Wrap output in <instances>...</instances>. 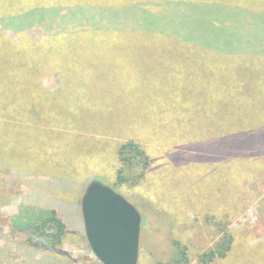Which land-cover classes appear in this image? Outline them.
I'll return each instance as SVG.
<instances>
[{
	"label": "trees",
	"instance_id": "obj_1",
	"mask_svg": "<svg viewBox=\"0 0 264 264\" xmlns=\"http://www.w3.org/2000/svg\"><path fill=\"white\" fill-rule=\"evenodd\" d=\"M64 8L71 9L62 12ZM34 25L46 30L39 38L27 34ZM56 27L61 32L50 33ZM165 38L179 39L180 44L231 59L245 53L242 65L246 69L264 71V51L250 53L247 46L236 52V43L241 40L264 39V0H0V168L17 173L34 171L49 178L33 180V192L23 196L24 203L31 204L33 210L14 217L12 232L17 240L12 239L9 248L13 247L16 260L24 264H75L63 243L78 240L83 224L68 218L63 202L70 194L79 195L74 203L79 215L81 191L76 188L85 172L96 169L89 161L97 159L93 160L84 139L74 134L80 130L91 134L95 126H111L120 136L115 164L119 183L138 185L148 171L161 168L150 167L144 149L145 142L158 139L166 146L181 145L168 153L182 171L193 169V179H229L236 190L232 204L242 207L248 198L258 196L255 175L264 170V74L259 84L246 85L242 101L222 105L232 116L229 121L213 124L207 117L211 113H204L203 105L219 103L216 96H224L225 91L218 88L210 68L196 70L197 81L191 82L197 92L204 91L203 98L196 96V103L183 95L180 88L190 81L176 68L154 79L136 66L135 61L143 60L149 46ZM206 62L210 63L209 59ZM54 75L61 83L56 91L44 84L46 76ZM65 87L80 88L87 95L82 101L76 99V105L70 108V113L76 109L81 124L76 123L74 115L57 111ZM126 98L127 106L123 107ZM133 106L147 108L150 115L183 112L181 116H194L200 121L192 123L194 135H185L188 127L179 130L173 122L159 123L148 128L150 131L134 130L127 123L132 119L141 121ZM195 107L197 113L192 112ZM122 123L125 126L113 130ZM41 126L60 127L66 136V157H62L61 150L48 151L51 141L53 145L56 141ZM166 129L177 132V136L164 139L167 132L161 131ZM9 146L8 155L1 154ZM60 160L75 165V172L54 181L51 174L54 169L60 173ZM243 192L247 196L243 197ZM32 205L40 206L39 212ZM180 220L190 230L188 222L183 217ZM232 239L231 231L224 232L214 247L200 253L199 261L207 264L226 256ZM185 242L174 239L177 255L173 262L156 264H189L191 250Z\"/></svg>",
	"mask_w": 264,
	"mask_h": 264
},
{
	"label": "rangeland",
	"instance_id": "obj_2",
	"mask_svg": "<svg viewBox=\"0 0 264 264\" xmlns=\"http://www.w3.org/2000/svg\"><path fill=\"white\" fill-rule=\"evenodd\" d=\"M70 9L64 8L62 12ZM45 32V28L41 25H34L27 30V34L34 38H39ZM60 32L59 27L50 30V33ZM9 34L12 36L11 31H9ZM247 46L250 47V53L264 51V39L256 38L250 42L241 40L236 43V52H242L241 48L244 50L247 49ZM238 54L232 59L223 55L216 56L209 50L202 52L199 48L180 44L179 39L170 40L165 38L161 39L158 44L149 46L143 60L141 59L142 61L139 62L140 59H138L135 64L149 75L154 76V79H158L161 74L165 75L167 71L171 73L176 68L178 72H181V75L185 74L190 81L189 84L185 83L183 88H180L183 95L188 96L196 103L198 102L196 96L199 97L200 95L203 98L204 91L197 92L192 83L197 81V71L201 67L210 68L212 74L216 77L218 88H224L225 91L224 96H216L219 103L211 106L203 105L204 113H211V116H207L209 117L208 121L214 124L216 121H229L232 116L225 113V108L222 105L225 102L229 104V102L242 101V91L246 85L251 87L259 84L260 77L264 74L261 68H256L255 71L246 69L242 65L246 54ZM208 59L210 63L206 62ZM139 63L140 66H138ZM44 84L52 91H56L61 87L58 75L46 76ZM174 89L179 88L174 87ZM62 92L60 93L57 111L60 112L59 114L68 112L69 115H74L76 123L81 124L82 120L76 115V109H72L70 113V108L76 105L73 103L76 99L82 101L87 95H83L80 88L65 87ZM212 99L213 97L206 99L209 101L206 104L209 105ZM125 106H127V98L124 99L123 107ZM133 107L141 121L136 123L132 119V122L127 123L134 130L147 131L153 126L157 127L159 123L166 125L168 122H173L179 130L188 127L183 132L185 135H194L191 130L192 123L196 124L200 121L194 116L191 118L181 116L183 112L157 116L150 115L147 108ZM184 110L182 109V111ZM198 111L199 109L196 107L192 110L193 113ZM204 113L201 112V114ZM204 119L206 120V118ZM121 125L125 126L122 123L119 128L116 126L113 130H119ZM41 127L49 130L47 136L56 141L55 145L51 141L48 151L61 150L62 157H66V139H64L66 136L60 127ZM95 127L96 130L89 131L91 134H82L83 130L74 134V136H81L84 139L85 147L92 153L93 160L97 159L96 162L89 161V164H92L96 169L85 172L80 180L81 185L76 190L81 191L82 199L88 184L93 180H99L122 194L138 209L142 215L138 264H156L159 261L173 262L175 255H177L172 244L174 239H180L184 242L187 240L185 243L188 244V249L191 250L189 251V264H202L199 261L200 253L214 247L224 232L227 231H231L233 236L231 249L226 256L216 257L207 264H264V170L261 173L257 172L255 175V182L259 186L258 196L253 200L248 198L240 207L236 203L232 204L236 190L229 179L224 181H218L216 177L207 181L202 178L193 179L190 176L193 169L182 171L183 168L178 167L170 153H168V151H177L179 144L166 146L156 139L145 142L144 149L146 148V154L149 156L150 167L159 166L161 168L148 171L146 177L138 185L133 186L128 182L119 183L116 179L117 165L115 166V164L118 151L116 146L117 143L121 144L119 141L120 136L113 133L114 131L110 129L111 126L109 129L105 125ZM161 132H167L164 139L166 136H168V139L177 136V132L174 133L168 130ZM179 146L181 147V145ZM10 150V146L5 147L1 150V154L8 155ZM261 158L264 164V153L261 154ZM253 160H256V158ZM243 162L247 164V160L243 159ZM59 167V174L55 169L51 174L54 176V181L57 180L56 178H61L60 175L64 176L75 172V165H71L68 161L60 160ZM169 168L172 171L166 170ZM224 177H228L227 171L224 172ZM34 179L48 181L49 178L48 175H41L34 171L17 173L12 169L0 168V264H24V261L15 259L14 249L13 247L9 248V246L10 242L14 241L12 239L17 240V234L15 235L12 232L14 217L33 210H31V204L24 203L23 196L33 192ZM252 187H255L254 182ZM199 191H201L198 194L200 197H194V193ZM245 193L243 192V197L247 196ZM75 198L78 200L79 195L74 197L70 194L63 205L67 210L68 218L79 223L81 220L83 225L81 224L82 226L78 230L79 239L65 241L63 248L71 254L75 264H103L90 248L85 234L82 210L79 215L76 214ZM32 206H35L36 212L41 209L38 205ZM237 211L239 212L236 213ZM182 217L190 225V230H186V224L180 220ZM7 254H9L8 257H6Z\"/></svg>",
	"mask_w": 264,
	"mask_h": 264
},
{
	"label": "water",
	"instance_id": "obj_3",
	"mask_svg": "<svg viewBox=\"0 0 264 264\" xmlns=\"http://www.w3.org/2000/svg\"><path fill=\"white\" fill-rule=\"evenodd\" d=\"M86 238L103 264H138L142 215L122 194L93 180L81 199Z\"/></svg>",
	"mask_w": 264,
	"mask_h": 264
},
{
	"label": "crops",
	"instance_id": "obj_4",
	"mask_svg": "<svg viewBox=\"0 0 264 264\" xmlns=\"http://www.w3.org/2000/svg\"><path fill=\"white\" fill-rule=\"evenodd\" d=\"M263 105V104H262ZM253 106H255V105H253Z\"/></svg>",
	"mask_w": 264,
	"mask_h": 264
}]
</instances>
